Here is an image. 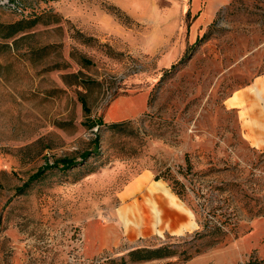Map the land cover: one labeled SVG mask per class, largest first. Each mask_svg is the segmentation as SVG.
<instances>
[{"label": "rangeland", "instance_id": "1", "mask_svg": "<svg viewBox=\"0 0 264 264\" xmlns=\"http://www.w3.org/2000/svg\"><path fill=\"white\" fill-rule=\"evenodd\" d=\"M18 22L0 29V264H183L264 237V0H0V28ZM118 100L145 112L111 128Z\"/></svg>", "mask_w": 264, "mask_h": 264}, {"label": "trees", "instance_id": "2", "mask_svg": "<svg viewBox=\"0 0 264 264\" xmlns=\"http://www.w3.org/2000/svg\"><path fill=\"white\" fill-rule=\"evenodd\" d=\"M114 12L109 11L110 13L114 14L116 17L119 18L117 15L120 13V11L116 8H112ZM124 19H127L126 16ZM0 29L4 32V35L2 37L4 39L11 38L12 36L18 34L22 30V22H18L15 24L3 26ZM153 98L151 95H149L147 100V105H151ZM132 119H126L122 121L117 122H111L109 127L111 128H121L122 126L126 125L127 123H130ZM60 164L63 166L64 169H68L72 167L73 162L69 160H61ZM158 179V177H156ZM165 179V178H164ZM171 181V180H170ZM170 186L172 187L173 192L182 197L183 196V184L178 182L177 180H172L170 183ZM207 228V225H205ZM172 251H169L167 247H157V248H135L127 252L126 254L116 257V258H109L106 257L103 260L98 261V264H133V263H140V262H146V261H152V260H158L163 258L172 257ZM251 264V263H249Z\"/></svg>", "mask_w": 264, "mask_h": 264}, {"label": "crops", "instance_id": "3", "mask_svg": "<svg viewBox=\"0 0 264 264\" xmlns=\"http://www.w3.org/2000/svg\"><path fill=\"white\" fill-rule=\"evenodd\" d=\"M247 92L251 93L253 96L255 95V91L252 89L244 92V94H248ZM115 100L116 99H114V101ZM147 100H148V94L145 97V111L148 108ZM114 101H112L111 103H113ZM119 101L120 100H118L117 102H119ZM111 103H110V105H111ZM132 103L138 105L139 109L136 111L135 114L130 115V116H132L131 118H125V120L126 119H134L137 116H139L145 112L144 110L140 111L141 106L139 105L140 103L138 101H133ZM130 116H128V117H130ZM108 121L109 122H117L118 120H108ZM159 189H161V188L159 187ZM176 215L178 217V215H184V214L176 213ZM261 219H264V218H261ZM181 230H183L182 232H184L186 230V228L183 226L181 228ZM253 232H254V226H252V229L248 233H246V235H243L239 239L232 242L224 250H221V251L216 252V253L210 252V253L202 254L200 256L193 257L192 259L184 262L183 264H219L218 261H219L221 256H225L227 259V262L221 263V264H236V262H238V258H242V257L249 258L250 255L253 254L254 252L256 253V256H258L260 258L261 264H264V253L261 252V247L264 246V237L258 238L257 242H254V238L251 237L250 238L251 246L248 248V250L241 251L240 252L241 256H238V257L234 256V254H233L234 250L239 247V243H241L239 241L242 240L245 236H249V235L253 234ZM247 258L245 261L248 262L249 259H247ZM213 260H217V263L213 262ZM243 263H245V262H243Z\"/></svg>", "mask_w": 264, "mask_h": 264}, {"label": "bare ground", "instance_id": "4", "mask_svg": "<svg viewBox=\"0 0 264 264\" xmlns=\"http://www.w3.org/2000/svg\"><path fill=\"white\" fill-rule=\"evenodd\" d=\"M139 109V106L136 104H131V103H126L124 101H119L117 103H115V105H113V107H111L110 111H109V116L111 118L114 119H119V118H126L130 115H133L136 113V111ZM158 187H154L152 188V191H156L158 192ZM158 209L160 211V213H162L163 208L158 205Z\"/></svg>", "mask_w": 264, "mask_h": 264}]
</instances>
